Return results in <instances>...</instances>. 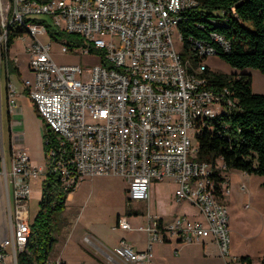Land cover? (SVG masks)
<instances>
[{
    "label": "built area",
    "instance_id": "obj_1",
    "mask_svg": "<svg viewBox=\"0 0 264 264\" xmlns=\"http://www.w3.org/2000/svg\"><path fill=\"white\" fill-rule=\"evenodd\" d=\"M196 5L194 0H0V67L8 71V62H17L7 46L9 33L27 39L23 53L32 79L22 80V87L53 135L43 137L46 170L31 165L24 151L12 152L14 208L11 233L0 243V264H17L30 230L29 181L46 171L65 192L86 178L122 177L129 203H147L153 182L176 184L175 200L194 206L200 220L176 216L163 225L148 216L147 226L134 228L119 217L115 228L147 236L143 251L118 241L112 255L126 264H151L152 245L169 238L185 244L209 240L225 264H248L230 256L228 213L221 203L229 193L224 166L199 161L192 144L235 103L230 90L208 85L206 64L192 67L174 49V31L181 40L180 13ZM47 25L78 36L86 44L84 53L97 51L100 63L90 69L57 65L51 43L41 41ZM213 39L226 49L222 38ZM193 52L199 58L217 56L199 43ZM6 91L12 112L13 82L7 81Z\"/></svg>",
    "mask_w": 264,
    "mask_h": 264
},
{
    "label": "rangeland",
    "instance_id": "obj_2",
    "mask_svg": "<svg viewBox=\"0 0 264 264\" xmlns=\"http://www.w3.org/2000/svg\"><path fill=\"white\" fill-rule=\"evenodd\" d=\"M42 42L51 43V57L57 65H79L84 69L100 63V58L96 53L85 54L86 44L70 49L66 46V39H51L48 34L41 37ZM174 49L181 55L184 61L194 66L189 61L190 55H185L183 44L177 32L172 34ZM28 40L16 39L11 48L12 56L17 58V66L20 67L22 76H26V56L23 53L24 45ZM212 72L223 74H238L228 64L217 56L207 57L202 61ZM195 67L197 66V63ZM245 73L251 76V89L255 94H264V75L255 69H246ZM5 76L2 67L0 68V99L5 102L4 96ZM36 113V112H35ZM5 109L0 118V168L2 167V156L8 158V129L6 123ZM37 115V114H36ZM40 119V117L37 115ZM41 120V119H40ZM42 121V120H41ZM42 123V122H41ZM45 133H43L42 138ZM26 139V135H25ZM192 144L197 146L196 140ZM44 151V150H43ZM44 154V152H43ZM31 159L37 163L38 167L43 166L46 170V159L39 154ZM221 165V164H220ZM44 175H39L36 179L29 181L32 195L29 198V214L32 220L39 209V201L42 193ZM224 177L230 180L229 193L223 200L222 205L226 207L228 213V224L230 231V256L243 258L248 257L251 264H260L264 257V177L247 175L237 170H222ZM126 181L119 176H95L86 178L80 183L79 189L74 192L73 199L67 202L69 206L67 217L62 214L59 220L58 233L49 257L55 256L58 250H64L67 264H81L80 261L85 251H89L97 256L90 255L97 262L102 264H126L113 257L112 250L122 237L131 238L137 242L138 246L146 243L147 236L141 231L123 232L115 228L116 218L126 217L131 226L137 228L145 227L148 224V216L162 217L164 221H172L187 209L184 202L178 203L175 200L174 191L170 180H163L158 187V192L154 198L161 200L154 204V198L150 202V207L142 202L128 203L126 193ZM65 205V207H66ZM91 229H96V236L90 233ZM89 235V240L98 246L106 259L100 258L105 255L90 244L82 241V236ZM92 237H91V236ZM93 238V239H91ZM96 238L97 242L94 241ZM68 240L63 246L64 242ZM91 242V243H92ZM63 247V248H62ZM175 248L177 251H175ZM153 264H225L224 260L218 256L215 250L207 251V255L202 254L198 244L175 245L171 243H155L152 248ZM110 257V258H109ZM48 264H57L49 258ZM59 262V261H57ZM60 264V263H58ZM88 264V263H85Z\"/></svg>",
    "mask_w": 264,
    "mask_h": 264
},
{
    "label": "trees",
    "instance_id": "obj_3",
    "mask_svg": "<svg viewBox=\"0 0 264 264\" xmlns=\"http://www.w3.org/2000/svg\"><path fill=\"white\" fill-rule=\"evenodd\" d=\"M194 1L196 7L182 11L177 25L184 53L190 55L189 61L193 59L192 67L206 59L193 52V45L199 43L212 47L217 57L238 71L236 75L223 74L206 67L203 73L210 87L230 90L235 103L218 123L212 128L205 127L199 134L197 159L210 163L213 168L220 161L225 171L233 169L264 177V94L253 93L251 76L244 72L250 68L264 75V0ZM46 32L53 40L66 39L70 49L83 46L78 36L58 32L48 25ZM213 36L222 38L226 49ZM18 37V33H9L7 46L11 47ZM90 52L98 53L93 49ZM8 66L11 72L15 70L12 62ZM44 133V137L53 139L49 131ZM45 176L39 209L29 223L25 247L16 254L17 264L48 263L58 222L65 211L67 196L72 192L63 191L51 171H46ZM241 260L251 264L248 257ZM260 264H264V257Z\"/></svg>",
    "mask_w": 264,
    "mask_h": 264
},
{
    "label": "crops",
    "instance_id": "obj_4",
    "mask_svg": "<svg viewBox=\"0 0 264 264\" xmlns=\"http://www.w3.org/2000/svg\"><path fill=\"white\" fill-rule=\"evenodd\" d=\"M12 48V46H11ZM11 48H10V55L11 54ZM26 56V55H25ZM27 59V57H26ZM3 71H4V76H5V88H4V96H5V102H1L0 99V118L3 115V111L5 109V114L6 115V123H7V129H8V158H4V156H2V167L0 168V243L2 241H4L5 239H7L11 233V226H10V217L12 219V213H13V208H14V198H13V188H12V184L10 183V179H9V173L11 170V155L13 151H24L28 158H29V162L31 163V165L37 166V163H34V161L39 162L40 160V156L39 154L43 155V158H45V151L44 147H43V138L42 135L45 132V125L44 123L37 117L33 105L27 95V92L25 89H23L22 87V80L25 79H32V74L28 69V65H27V60H26V76H22V73L20 72V67L16 65H14L15 70L11 72L10 68L7 71V69L3 66H1ZM0 67V68H1ZM11 81L14 83L15 87H16V91H17V95L15 97V104H16V109L12 112L9 111V107H8V103H7V91H6V84L7 81ZM42 122V123H41ZM25 135H26V139H25ZM44 152V154H43ZM37 154V160H32L31 158L34 157ZM43 167V166H40ZM6 175V178H4V174ZM227 179V178H226ZM228 181V190L229 186H230V180L227 179ZM161 182L163 181H159V182H153L150 185V192H149V201L147 203H144L147 206V209L150 207V202H152V199L155 196V193L158 192V187L161 185ZM172 184V188L176 189V184L171 181ZM80 184L78 185V187L67 196L65 205L67 202H70L73 199L74 196V192L76 190L79 189ZM127 187V184H126ZM174 191L171 193L172 195L174 194ZM31 195H32V190H31ZM30 195V197H31ZM156 202H161V200H156V197L154 198V204ZM178 202V201H177ZM138 203V202H137ZM181 203V202H178ZM186 203V202H184ZM187 204V209L180 214L179 216H185L191 220H200V215L198 213V210L188 204ZM69 206L66 205L65 211L63 212L64 216L67 217V213H68V208ZM30 216V214H29ZM157 219L160 220V222L163 225H166L168 223H170L171 221H164L162 217H155ZM31 221V219H30ZM119 230V229H118ZM96 229H91L89 232L92 233L93 235L96 236ZM124 232V231H123ZM91 236V235H90ZM88 237L89 235H84L82 236V241L84 243H86L84 241V238ZM92 237V236H91ZM93 239V238H91ZM121 239L126 240L129 244H131L135 250L137 251H143L146 249V243L143 246H138L137 242H135L131 236L129 237V239H127L126 237H122ZM96 240V238L94 239V241ZM68 240H66L63 244V246L65 245V243ZM92 241H90L89 243L86 244H90L91 246L95 247L98 251H100L101 253H103V251L96 246ZM97 242V240L95 241ZM173 242L175 245H188L185 243H182L178 240L175 239H167L165 242L160 243V244H165V243H171ZM190 244H198V246H200L201 250H202V254H204V256L207 255V251L209 250H215L217 252V249L215 247L214 244H212L209 240H204L201 241L200 243H190ZM189 244V245H190ZM154 245V244H153ZM152 245V248H153ZM63 248V247H62ZM175 251H177V249L175 248ZM104 254V253H103ZM218 254V252H217ZM92 255L97 256L89 251H85L84 255H82L83 257L81 259H86L83 261H80L81 264H102L97 262L93 257H91ZM104 257H100L103 259H106L107 254H104ZM219 256V254H218ZM220 257V256H219ZM51 258L53 261H55V263L57 261H59L60 264H67V260L65 258V252L64 250H58V253L55 254V256L53 257H49ZM50 261V260H49ZM153 264V262L151 263Z\"/></svg>",
    "mask_w": 264,
    "mask_h": 264
}]
</instances>
